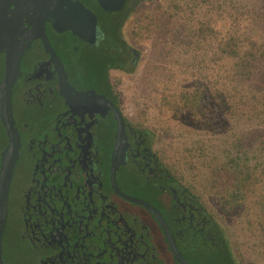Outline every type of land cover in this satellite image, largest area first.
<instances>
[{
  "label": "flooded vegetation",
  "instance_id": "flooded-vegetation-1",
  "mask_svg": "<svg viewBox=\"0 0 264 264\" xmlns=\"http://www.w3.org/2000/svg\"><path fill=\"white\" fill-rule=\"evenodd\" d=\"M111 11L97 0H0V79L17 57L1 264H181L165 228L188 262L210 263L209 207L168 167L150 127L124 113L109 71L124 70L119 51L127 63L136 52L108 38L102 15ZM104 50L113 54L98 71L86 56ZM8 144L0 116V170Z\"/></svg>",
  "mask_w": 264,
  "mask_h": 264
},
{
  "label": "trees",
  "instance_id": "trees-1",
  "mask_svg": "<svg viewBox=\"0 0 264 264\" xmlns=\"http://www.w3.org/2000/svg\"><path fill=\"white\" fill-rule=\"evenodd\" d=\"M135 1L126 0L118 9L102 15L108 38L122 47L128 45L123 22ZM199 1L184 0L187 6L191 2L202 8ZM206 4L202 2L204 7ZM204 7L201 14L198 11L195 16H184L170 39L174 42L184 30V48H194L199 43L210 48V88L207 80L196 78L189 87L162 96L161 104L171 114L188 112L203 125L210 123V153L199 141L187 151L196 152L203 164H210V192L219 195L221 206L253 203V221L264 238V0H210V12ZM111 45L114 44L108 42L110 50ZM111 54L105 51L103 68L109 64L106 61ZM116 58L124 71H130L136 59L127 63L122 51ZM168 167L177 170L169 161ZM209 262L245 264L236 241L230 239L225 224L211 208Z\"/></svg>",
  "mask_w": 264,
  "mask_h": 264
},
{
  "label": "rangeland",
  "instance_id": "rangeland-1",
  "mask_svg": "<svg viewBox=\"0 0 264 264\" xmlns=\"http://www.w3.org/2000/svg\"><path fill=\"white\" fill-rule=\"evenodd\" d=\"M198 4L210 12V0H201ZM188 5L184 0H136L122 27L127 43L135 49L136 59L130 71L116 69L109 74L118 88L126 116L150 127L154 146L176 166L183 180L194 186L207 207L225 224L230 239L237 243L241 260L245 264H264V238L253 221L256 218L255 209L250 206L253 203H244L247 209L243 205L221 206L219 195L210 192V164H203L196 152L187 151V147L199 141L210 153V123L203 125L188 112L171 114L172 111L161 104L162 96L189 87L196 78L207 80L210 88V48H204L202 43L184 48L181 45L184 30H180L174 42L170 39L184 16H195L196 12L203 11L191 2ZM104 54L105 50L97 60L92 54L86 58L93 57L91 63L100 71L107 59ZM249 210L251 213L247 212Z\"/></svg>",
  "mask_w": 264,
  "mask_h": 264
},
{
  "label": "water",
  "instance_id": "water-1",
  "mask_svg": "<svg viewBox=\"0 0 264 264\" xmlns=\"http://www.w3.org/2000/svg\"><path fill=\"white\" fill-rule=\"evenodd\" d=\"M124 0H97L98 4L105 10H115L118 9ZM70 3V1H69ZM79 4V3H77ZM56 5H60V1H57L55 4H48L44 5L45 7L52 8ZM80 5V4H79ZM81 6V5H80ZM60 7V6H59ZM46 9L47 10H49ZM50 11V10H49ZM82 13L85 14V16H90V19L93 20V16L90 14L88 10L85 8L81 9ZM65 26H69L72 31L76 32L79 36L83 38H87L84 33H82V28L79 27V29H76L75 24L73 21H66ZM45 39V37H44ZM46 40V39H45ZM16 66H17V57H9L8 61L6 62L5 69L3 71V75L0 79V96L3 98V103L0 106V116L3 120L8 134H9V144L6 149V152L3 157V162L0 170V232L2 228V223L4 220V214H5V200H6V193H7V186H8V179L10 175V170L12 168V164L15 158L16 154V135L14 132V129L12 127L11 123V116H10V102H9V91H10V84L14 78V74L16 73ZM111 108L113 109L115 113V117L117 120L118 125V131L119 134L117 137H119V140H121L122 137V118L120 116V113L114 108L112 104H110ZM157 214V213H156ZM159 216V215H157ZM165 227V226H164ZM166 234L168 236L169 245L170 248L175 256V258L181 263V264H192L188 262L177 250L176 246L174 245V241L168 230L165 228ZM0 264H1V258H0Z\"/></svg>",
  "mask_w": 264,
  "mask_h": 264
}]
</instances>
